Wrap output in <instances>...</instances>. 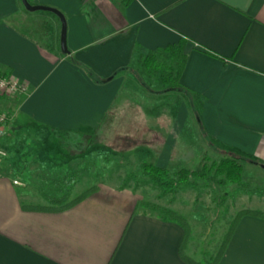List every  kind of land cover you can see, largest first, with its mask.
<instances>
[{"label":"crops","instance_id":"crops-1","mask_svg":"<svg viewBox=\"0 0 264 264\" xmlns=\"http://www.w3.org/2000/svg\"><path fill=\"white\" fill-rule=\"evenodd\" d=\"M28 1L63 14L69 53L55 14L0 0V72L27 88L0 96L11 112L4 136L11 152L35 136L52 157L43 174L0 163V264H206L208 253L194 257L189 234L182 245L183 229L142 210L132 188L99 183L54 212L30 208L37 204L26 201L27 187L70 172L58 158L83 154V139L122 122L130 106L123 91L140 94L150 81L136 55L180 40L181 121L191 116L211 140L264 165V0ZM218 264H264V219L242 217Z\"/></svg>","mask_w":264,"mask_h":264},{"label":"rangeland","instance_id":"rangeland-1","mask_svg":"<svg viewBox=\"0 0 264 264\" xmlns=\"http://www.w3.org/2000/svg\"><path fill=\"white\" fill-rule=\"evenodd\" d=\"M24 10L28 14L51 15L45 11ZM25 19L30 26L37 23L35 17ZM139 70L147 73L142 67ZM156 74L145 75L151 81L153 78L157 80ZM138 78L141 80L139 75ZM150 81L141 86L144 87L143 90L139 86L140 94L123 91L121 97L126 95L129 98L128 109L131 112L123 111L125 115L122 122L119 119L112 120V123L103 124L95 139H83L78 147L83 154L77 156L68 154L58 158L70 169L71 176L77 178L67 198L72 200L99 183L132 188L138 192L141 200L171 208L180 214L189 225L194 257L200 255V250L203 251L202 254L206 252L208 257H212L238 211L250 209L264 212V170L252 165L249 156L211 140L204 134L201 124L191 116L182 122L180 92L177 89H167L159 81H153L155 84L153 87ZM135 102L143 105L136 106ZM134 108L136 110L132 111ZM8 109L5 108L4 111L10 114ZM33 137L35 136H32L30 146L26 145L24 140L20 141L24 144L22 146L11 144L14 148L12 152L9 150L10 144L6 145L7 139H5L7 143L3 142L5 136L0 137V149L5 151V156H0V163L6 165L25 163L29 174L33 171L36 174H43L39 168H47L52 157L48 154L45 144ZM224 155L244 158L247 156L248 160H245V163L241 162L243 186L228 183L221 187L191 177L190 180L195 183L194 187H178L173 193L163 194L140 172V163L144 160L167 167L171 171L181 168L200 170L203 164L209 165ZM13 167L6 168L11 171ZM8 170L4 173H8ZM13 171L11 175L15 173ZM46 182L33 180L31 186L28 184L30 187H27L26 201L46 205L43 190L49 193L47 196H58L54 190L47 191ZM141 209L151 212L145 208ZM201 227L209 228V233L201 234L204 233Z\"/></svg>","mask_w":264,"mask_h":264},{"label":"trees","instance_id":"trees-1","mask_svg":"<svg viewBox=\"0 0 264 264\" xmlns=\"http://www.w3.org/2000/svg\"><path fill=\"white\" fill-rule=\"evenodd\" d=\"M128 1L126 0V3H128ZM184 46L185 41L180 40L176 44L167 45L163 48H157L155 50H148L145 54H138L135 56V59L137 64L148 74L153 75L154 73H157V78L167 87V89H179L181 87L179 83L180 74L186 61ZM116 74L117 72L113 74L112 77ZM128 108L126 111L131 112ZM131 110L134 111L136 109L134 108ZM6 137L7 136H5V138ZM5 138L3 142L7 143L5 142ZM6 145H8V143ZM246 158L243 156L235 157L234 155H224L217 160H213L209 165L203 164L200 170L181 168L174 171L169 170L167 167L148 162V160H144L140 163V172L143 177L148 178L150 183L160 189L163 194L173 193L178 187H194L195 183L190 180L191 177H194L197 180H203L204 182L210 184H216L221 187H224L228 183H233L241 187L244 184L243 166L241 162L245 163V160H248ZM249 162L252 165L260 167L264 170V165L257 162L255 159L250 158ZM71 175V172H65L59 178H42V180H40L41 182L44 180L47 181L45 183L47 184L45 186L47 191L54 190L58 196H47L49 193H46L43 190L42 195L46 198L47 204H37L31 206L30 208L43 211L60 212L72 207L96 189V185H93L76 196L74 199L69 200L67 195L70 192L71 187L77 181V178ZM53 186L54 188L51 189ZM39 191L42 190L39 189ZM139 206L150 210L152 214L158 216L164 221L178 224L184 231V238L182 240L183 245V242H185V239L189 234V225L180 216V214L171 208L152 202H145L144 200L139 202ZM246 215L264 219V212L250 209L238 211L231 220L227 231L222 237L217 252L206 264L219 263L235 227L240 219Z\"/></svg>","mask_w":264,"mask_h":264},{"label":"built area","instance_id":"built-area-1","mask_svg":"<svg viewBox=\"0 0 264 264\" xmlns=\"http://www.w3.org/2000/svg\"><path fill=\"white\" fill-rule=\"evenodd\" d=\"M27 88L18 79L12 76H5L0 72V95L9 96L17 93L26 92ZM9 115L0 109V137L5 135L6 125L9 121ZM0 156H5V151L0 149ZM17 183V182H16Z\"/></svg>","mask_w":264,"mask_h":264},{"label":"water","instance_id":"water-1","mask_svg":"<svg viewBox=\"0 0 264 264\" xmlns=\"http://www.w3.org/2000/svg\"><path fill=\"white\" fill-rule=\"evenodd\" d=\"M21 2L23 4L24 8L29 12L48 11V12L55 14L59 18V20L61 22L60 49H61L62 53L68 54L69 51H68L67 46H66V21H65L63 14L55 8L42 6V5H33L28 0H21Z\"/></svg>","mask_w":264,"mask_h":264}]
</instances>
